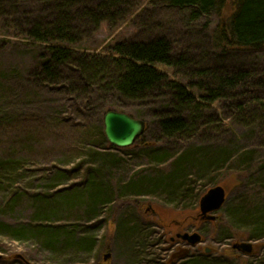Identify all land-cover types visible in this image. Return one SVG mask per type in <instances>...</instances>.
<instances>
[{"label": "trees", "instance_id": "trees-1", "mask_svg": "<svg viewBox=\"0 0 264 264\" xmlns=\"http://www.w3.org/2000/svg\"><path fill=\"white\" fill-rule=\"evenodd\" d=\"M28 2L36 3V12L14 19L16 33L8 31L6 42L12 36L26 39L30 46L37 44L40 54L25 87H19V79L11 75L0 77L15 87L5 94L22 96L27 91L47 90L68 95L71 117L56 118L54 125L59 132L56 128H43L36 133L64 137V131L75 130L77 138L70 135L69 141L71 136L80 141L71 142L76 144L70 153L73 158L62 162L70 165L79 156L91 160L92 166L86 171L84 182L73 184L67 182L78 178L73 175L74 170L58 168L49 178L51 184L46 192L29 195L32 184L26 182L33 170L25 166L24 160L29 156L26 145L33 144L35 148L40 141L26 137L16 143L10 141L7 151L0 153L2 212L7 216L30 199L34 203L33 217L40 223L14 228L0 221V238L32 240L54 256L91 253L98 228L88 227L86 235L80 236V226L55 227L53 222L44 221L60 215L77 214L82 219L97 216L101 207L116 197V189L105 184L106 179L117 172L131 171L135 159L145 167V174L128 179L119 189L124 195H149L178 210H193L209 185L222 181L228 190L223 206L230 218L225 225L227 230H233L234 225H247L252 227L251 237H264V68H254L255 60L250 58L264 54V0H232L231 12L216 28V45L221 50L202 51L204 57L212 55L213 66L194 60L191 53H173V44L165 35L119 41L104 54L80 50V43L102 26L120 25L140 0H16L11 2L7 16H17ZM155 2L187 14L190 23L220 12L227 4L226 0ZM2 5L0 0V10ZM160 65L172 68L174 76L162 71ZM140 106L146 108L141 118L146 123L145 132L133 145L125 147L134 148L126 158L125 148L107 145L104 115L109 110L129 114L128 107ZM15 110L16 107H9L8 113ZM249 117L255 122H249ZM28 123L40 125L39 119ZM37 128L28 127L31 132ZM0 129L2 136H8L18 126L13 129L0 125ZM80 142L89 147L84 154L78 153ZM222 172L228 173L223 180L218 176ZM128 223L122 221L119 233L131 243L143 231L138 224ZM184 259L187 264H237L236 259L212 258L210 254H186Z\"/></svg>", "mask_w": 264, "mask_h": 264}, {"label": "rangeland", "instance_id": "rangeland-1", "mask_svg": "<svg viewBox=\"0 0 264 264\" xmlns=\"http://www.w3.org/2000/svg\"><path fill=\"white\" fill-rule=\"evenodd\" d=\"M12 1L16 0H3L4 5L0 10L4 14L0 16V77L11 75L12 78L19 79V83L16 82L19 87L22 84L25 87L27 78L36 68L37 56L40 54L36 47L37 44L30 46L28 40L17 36H12L10 42H6L8 39L6 34L8 31L12 35L16 33L14 27L17 24L14 23V19L22 17L29 11L36 12V3L28 2L20 8L17 16L9 17L6 13L10 11ZM226 1L227 4L220 8V12L216 11L209 17L190 23L187 21V14L185 13H177L163 4L156 3L155 0H140L135 11L120 25L115 28L102 26L97 32L82 41L79 47L82 51L104 54L109 52L110 48L119 41L144 40L157 35H165L173 44V53H191L194 60H203V62L208 63L206 65L213 66L212 55L209 54L204 57L202 51L218 53L221 50L216 45V28L231 12L232 0ZM140 24H143L141 29ZM250 58L255 60L254 68H264V54L251 55ZM159 68L170 76H174L172 68L165 65H160ZM9 88L15 89V87L13 88L5 81L0 80V116L4 118L0 125L7 128L10 126L13 129L17 125L18 130H12L11 134L8 132V136H2L4 132L0 129V153L7 151L5 148L9 143L22 141L25 137L33 142L40 141L39 144L35 145V148L33 144L26 145L29 156L24 160L26 161L25 166L29 171L33 170L31 179L26 182L32 184L29 195L35 194L37 191L46 192L48 190L47 185L51 184L48 180L53 172L58 171V168L69 167V170H74L73 175L78 176V178L67 183L84 182L86 171L92 166L91 160L88 161L77 156L78 158H74L76 160L70 165L62 162L73 158L70 153L76 144L71 142L74 140L79 142L80 140L71 136L72 141H69V137L73 135L77 138V132L69 128L64 131V137L53 134L45 137L38 134L43 128H48L47 130L56 128V133H58L59 127L54 125L56 118L60 115L71 117L72 106H70L71 101L68 95L37 90L38 92L33 91L34 93L23 92L22 96L19 93L15 96H9L5 94ZM9 107H16V110L8 113ZM216 108L224 113L221 106L217 105ZM127 109L129 110L127 112L136 118L141 119L146 114V108L143 106L136 109L128 107ZM93 114L91 113V115ZM37 119H39L40 125L37 123L34 125L27 124L29 120L35 122ZM247 120L251 123L255 122L250 117ZM29 126L38 127L37 131L31 132L28 129ZM39 137L45 138L39 140ZM77 145L79 146V154H84L89 148L83 142ZM107 145L110 143L107 142ZM133 149L125 148L126 151L123 155L128 158L127 155L132 154ZM141 164L135 159L130 166L131 171L117 172L113 177L110 176L106 179L105 184L108 183L113 190L116 189V197L112 203L103 205L99 214L94 218L82 219L81 214V217L75 214L73 216L60 215L50 222L44 221L45 224L53 222L51 225H55V227L72 228L80 226V236L86 235L88 227L98 228L96 246L91 253L77 255L70 252L67 255L54 256L50 250L41 247L32 240L19 242L3 237L0 238V264H187L188 260L184 259L186 254H210L212 258L222 256L230 260L236 259L237 264H264V237L260 239L257 236L251 237L252 227L247 225H234L233 230H227L225 225L230 218L225 208L216 212L217 219L214 224H212L213 221H209L208 224L199 216V204L197 207H192L195 210L191 208L178 210L175 205L164 204L160 198L156 199L153 196L124 195V192L119 189L124 187L127 180L136 174L142 176L145 174V167ZM227 175V172L218 174L219 179L222 180ZM41 178H45L46 181H42ZM221 183L224 182L221 181L217 184L222 185ZM214 186L216 185H209L206 191ZM2 205L0 202V221H5L14 228H22V226L30 228V225H39L40 221L33 217L35 210L32 200L25 199L15 212H10L7 216H4L6 214L2 212ZM122 221L129 222L130 226L138 224L143 231L142 236L131 243L123 240L119 233L120 225L124 224ZM183 232H197L202 235L203 242L196 246H189L185 242L172 244V239H178L177 234ZM238 243H253V253L247 254L234 248V245ZM207 248L210 249L209 253H205ZM185 249L189 250L188 253L181 252ZM107 254H110V257L105 259ZM175 254L176 256H174Z\"/></svg>", "mask_w": 264, "mask_h": 264}, {"label": "water", "instance_id": "water-1", "mask_svg": "<svg viewBox=\"0 0 264 264\" xmlns=\"http://www.w3.org/2000/svg\"><path fill=\"white\" fill-rule=\"evenodd\" d=\"M145 128L146 123L143 119L135 118L125 112L109 110L104 115V132L106 138L110 144L119 148L133 145L137 138L144 134ZM227 192V188L222 185H216L210 188L200 199V218L209 221L216 220L215 212L221 210L225 205ZM178 237L192 246L203 242L202 235L197 232L179 233ZM234 248L247 254L252 253L254 250L252 243H238L234 245ZM208 251L209 248L206 249V252ZM108 257H110V254L105 255V259Z\"/></svg>", "mask_w": 264, "mask_h": 264}, {"label": "flooded vegetation", "instance_id": "flooded-vegetation-1", "mask_svg": "<svg viewBox=\"0 0 264 264\" xmlns=\"http://www.w3.org/2000/svg\"><path fill=\"white\" fill-rule=\"evenodd\" d=\"M178 234L176 236L178 239H172V244H178V243L183 242V240L178 237ZM181 252H184V250L183 251L181 250ZM174 256H176V254Z\"/></svg>", "mask_w": 264, "mask_h": 264}, {"label": "bare ground", "instance_id": "bare-ground-1", "mask_svg": "<svg viewBox=\"0 0 264 264\" xmlns=\"http://www.w3.org/2000/svg\"><path fill=\"white\" fill-rule=\"evenodd\" d=\"M126 113V112H125Z\"/></svg>", "mask_w": 264, "mask_h": 264}]
</instances>
